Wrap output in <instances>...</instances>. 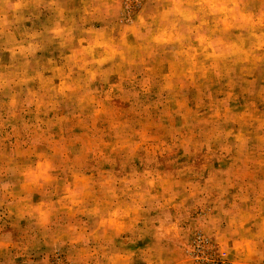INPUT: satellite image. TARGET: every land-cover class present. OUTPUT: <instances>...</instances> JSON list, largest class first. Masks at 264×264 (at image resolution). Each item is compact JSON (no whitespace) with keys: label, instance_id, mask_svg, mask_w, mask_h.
I'll use <instances>...</instances> for the list:
<instances>
[{"label":"clouds","instance_id":"obj_1","mask_svg":"<svg viewBox=\"0 0 264 264\" xmlns=\"http://www.w3.org/2000/svg\"><path fill=\"white\" fill-rule=\"evenodd\" d=\"M0 208L16 257L38 232L67 264H167L159 210L255 254L264 0H0Z\"/></svg>","mask_w":264,"mask_h":264},{"label":"rangeland","instance_id":"obj_2","mask_svg":"<svg viewBox=\"0 0 264 264\" xmlns=\"http://www.w3.org/2000/svg\"><path fill=\"white\" fill-rule=\"evenodd\" d=\"M78 3V0H76ZM133 7L135 5L133 4ZM115 77H113V80ZM239 109L240 105H234ZM178 122V121H177ZM52 132L60 135L58 128H53ZM64 135L69 138L83 136L84 131L80 127H75L72 131H65ZM208 157L204 156L203 161ZM210 167V165H209ZM43 198V194L36 196L33 202ZM0 237L11 231L12 239L21 242L24 239V232L28 231L25 222L17 221L15 216L9 218L6 209L0 208ZM172 220H167L164 210L154 211L148 217L149 230L145 233L144 243L148 249H154L157 244L155 237H160V247L162 248V259L167 264H264V238L254 239V253L248 255L245 251H230L225 257L221 255L216 242L199 233L195 226L187 223V217L179 219L178 223L176 212L170 211ZM165 224L167 227L165 228ZM36 243L29 249L27 256L16 257L15 249L0 250V264H67L64 257L68 254L66 248H61L59 252L52 247H45L44 240L39 233L36 235ZM232 248V243H229ZM142 250H137V256H140ZM247 256V258H245ZM154 258V257H153Z\"/></svg>","mask_w":264,"mask_h":264}]
</instances>
